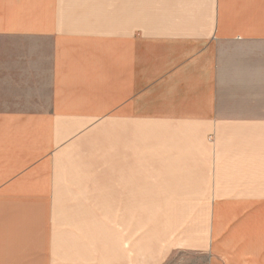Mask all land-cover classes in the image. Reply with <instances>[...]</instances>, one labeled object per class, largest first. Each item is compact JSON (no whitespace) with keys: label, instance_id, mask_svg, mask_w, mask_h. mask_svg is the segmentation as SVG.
<instances>
[{"label":"crops","instance_id":"crops-1","mask_svg":"<svg viewBox=\"0 0 264 264\" xmlns=\"http://www.w3.org/2000/svg\"><path fill=\"white\" fill-rule=\"evenodd\" d=\"M0 264H264V0H0Z\"/></svg>","mask_w":264,"mask_h":264},{"label":"rangeland","instance_id":"rangeland-1","mask_svg":"<svg viewBox=\"0 0 264 264\" xmlns=\"http://www.w3.org/2000/svg\"><path fill=\"white\" fill-rule=\"evenodd\" d=\"M194 201H191L187 206V208H181L183 211L178 214H155V215H164L165 221L162 223L167 222L170 225L171 234L169 236L176 237H201L202 231L200 227H204L203 222L206 221V214L202 215V213H195ZM121 220V215H119ZM135 218V216H134ZM103 220H106V216L103 215ZM109 223V228L113 227V229L108 230V232H115L114 228H116V215H108L107 219ZM149 224L141 223L139 229L134 231H130L128 229L122 230L119 229V232L122 233L126 237H131V233H134L137 237H147L150 232H158V229L155 231H151L149 229ZM205 231V230H204Z\"/></svg>","mask_w":264,"mask_h":264}]
</instances>
